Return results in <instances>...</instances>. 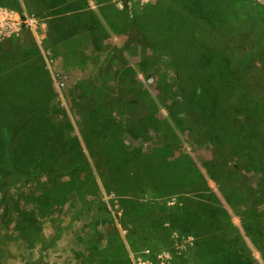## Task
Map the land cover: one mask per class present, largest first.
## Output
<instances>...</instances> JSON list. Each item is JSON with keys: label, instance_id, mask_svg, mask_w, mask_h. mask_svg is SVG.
I'll return each mask as SVG.
<instances>
[{"label": "rangeland", "instance_id": "rangeland-1", "mask_svg": "<svg viewBox=\"0 0 264 264\" xmlns=\"http://www.w3.org/2000/svg\"><path fill=\"white\" fill-rule=\"evenodd\" d=\"M67 1L89 6L102 26L55 41L48 38L47 4L20 0L17 10L0 2V8L40 13L46 23L42 41L29 29L0 35V87L19 92L18 103L24 91L55 92L96 182L85 174L83 180L56 174L9 178L5 190L0 186V264H136L134 256L148 243L170 250L175 264L180 257L186 264H264V178L256 170L264 154V55L250 59L264 49V0H204L225 10V22L215 27L193 9L196 0ZM87 18L96 27L94 17ZM135 18L161 47L130 41ZM183 18L188 28L205 26L196 31H208L199 32L227 63L218 73L229 75L224 90L233 99L228 110L224 102L220 121L213 119L221 145L213 143L205 120L197 108L188 109L183 95V88L199 89L197 75L215 71L196 68L202 52L190 34L181 38ZM180 40L189 43L186 52H177ZM98 102L113 106L112 116L124 128L123 146L139 149L138 166L129 165L127 180L126 174L108 180L101 175V157L117 153L115 144L99 135V162L81 133L79 121ZM229 119L240 129L234 131ZM133 171L145 173L141 190L133 185L140 183ZM142 190L155 204L135 208ZM156 215H163L158 226L147 218ZM186 216L194 227L180 224ZM221 252L229 257L216 258Z\"/></svg>", "mask_w": 264, "mask_h": 264}, {"label": "trees", "instance_id": "trees-1", "mask_svg": "<svg viewBox=\"0 0 264 264\" xmlns=\"http://www.w3.org/2000/svg\"><path fill=\"white\" fill-rule=\"evenodd\" d=\"M41 1L47 4L50 10L48 15L51 17V20L47 21L49 26L48 38L50 39L63 42L82 33L85 29L90 28L95 32L98 27L102 26L101 20L94 15L92 9L87 5H81L79 1ZM0 2L17 10H22L20 0H0ZM193 9L201 16V20L209 26L215 27L220 23L222 24L223 21L225 22V10H220L217 3L206 4L204 0H196ZM38 15H40V13H38ZM87 17H94L96 27H94V25L89 26V23L92 24V22H90ZM180 22L185 28H180L183 31V33H181V38L187 37L188 34H190L196 41L197 49L202 52L195 65L196 68L202 70L213 67L215 69L213 73L201 76L197 75L194 83L196 84L195 87L198 86L199 89L193 90L191 88L190 90H186V88H183V95L187 101L188 109L190 111H195L194 108H197V112L195 113L200 114L198 117L205 120L209 132L213 136V143L221 145L222 139L218 134L214 120L217 119L220 121L223 115L222 106L224 102L227 100L225 106L228 110L233 99V96H231L232 94L226 96L224 90L225 82H230L228 78L229 75H227L226 72L218 73L219 69L226 68L227 63L225 64V59H221L216 49L210 47L203 39V32H199L203 29L196 31L197 28L205 27L204 25H196L188 28L186 18L180 19ZM129 38L130 41L140 42L144 46L150 48L161 47L162 45L159 41L151 39L143 29L140 28L136 18L133 20L130 27ZM95 41L96 40H94V42ZM186 41L187 40L179 41L177 52H186L185 46L189 48V43ZM97 44L99 45V40ZM121 51L122 50H120V52ZM263 55L264 49L260 52H255L250 59L253 60ZM174 61L177 62V64L179 62L182 66V60L179 56L178 58L174 56ZM175 66L178 80L180 78L182 79L180 67L178 65ZM2 76L3 74H0V80L3 79ZM36 77L37 79L40 77L38 72ZM5 81L6 80H2L3 83ZM18 93L19 92L13 88L7 89L6 87H0V186L5 190L9 184V181H7L9 178L18 179L21 178L20 176L28 178L42 174L50 176L52 174L61 176L68 175L71 180H83L79 179V177L85 174L83 175L84 177L96 182L90 159L83 150L79 135L74 131V125L66 109L59 106V103L56 102L55 92L28 95V93L24 91L20 94L22 100L20 103L17 102L16 95ZM111 109H113V106L103 105L102 102H98L95 111L92 114L87 113V118L83 117L82 120L79 121L80 130L85 136L86 144H88L90 148L93 147L95 149L97 139L102 135L107 139V143L115 144L117 153H112L108 158L101 157L102 168L100 172L104 180H108L109 176L112 175H120L122 179L123 174H126L123 180H127V175L130 174L129 165L138 166L137 158L140 155L138 153L139 149L129 152L123 146L121 143V135L124 128L121 123H118L114 119ZM206 114H208V116ZM227 122L231 123L234 131H237L241 127V123H233L232 119H229ZM87 130H89V134ZM97 154L95 149L92 155L96 161H99L97 159ZM247 155L249 158L253 159L251 150ZM256 161L259 167L256 168V170L261 174V178H264V154L257 157ZM106 164H111V166H108L107 170H105ZM140 168L142 169V167ZM142 171H139L140 174L133 171V174L140 180V183L135 181L133 184L136 185L138 190L143 188V183L145 182L143 180L145 173L142 174ZM142 192L140 195L138 194L136 196L135 208H145L155 204V201L145 199L146 196H144V192L146 191L142 190ZM120 195L125 196L126 193H120ZM183 213L184 211L181 208L180 210L174 211V216L176 219H179L181 218L180 214ZM162 216L163 215H156L153 218H147L148 220L154 221L151 224H156L155 226H158L156 222L159 221ZM179 222L181 225L185 223L188 228L196 225V222L192 221L188 216L183 220H179ZM155 244L148 243L145 245V248L149 247L154 250L164 248ZM217 254H219V256H215L216 258L227 259L229 257L227 252ZM177 263L186 264L185 258L180 257ZM229 264H235V261H229Z\"/></svg>", "mask_w": 264, "mask_h": 264}, {"label": "built area", "instance_id": "built-area-1", "mask_svg": "<svg viewBox=\"0 0 264 264\" xmlns=\"http://www.w3.org/2000/svg\"><path fill=\"white\" fill-rule=\"evenodd\" d=\"M127 3L125 2V5ZM121 6V5H120ZM122 7V6H121ZM45 21L39 15L29 12H19L13 9L0 8V35L18 33L21 30L29 29L34 31L39 40L45 38ZM45 35V36H44ZM64 81L60 83L63 85ZM179 248H181L179 246ZM136 264H175L173 256L168 249L154 250L146 248L134 256Z\"/></svg>", "mask_w": 264, "mask_h": 264}]
</instances>
